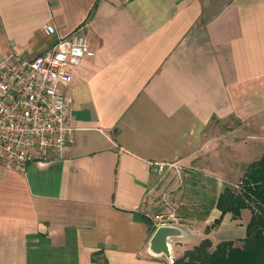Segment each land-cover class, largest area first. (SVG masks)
<instances>
[{
	"label": "crops",
	"instance_id": "obj_1",
	"mask_svg": "<svg viewBox=\"0 0 264 264\" xmlns=\"http://www.w3.org/2000/svg\"><path fill=\"white\" fill-rule=\"evenodd\" d=\"M84 22L95 55L58 88L74 142L61 159L0 167V264H27L39 234L63 247L68 230L77 264H168L148 252L162 225L146 212L153 171H200L219 194L264 155V0H0V63L29 61ZM220 214L177 225L172 260L206 238L241 245L250 209L206 234Z\"/></svg>",
	"mask_w": 264,
	"mask_h": 264
},
{
	"label": "built area",
	"instance_id": "obj_2",
	"mask_svg": "<svg viewBox=\"0 0 264 264\" xmlns=\"http://www.w3.org/2000/svg\"><path fill=\"white\" fill-rule=\"evenodd\" d=\"M127 4L131 0H120ZM87 23L29 61L12 56L0 63V167L24 168L48 152L63 158L75 139L71 98L58 92L71 80L72 70L95 52ZM55 32L53 26L44 28ZM161 224L160 215L154 217Z\"/></svg>",
	"mask_w": 264,
	"mask_h": 264
},
{
	"label": "trees",
	"instance_id": "obj_3",
	"mask_svg": "<svg viewBox=\"0 0 264 264\" xmlns=\"http://www.w3.org/2000/svg\"><path fill=\"white\" fill-rule=\"evenodd\" d=\"M237 185L225 186L219 194L203 198L198 218H205L213 208L220 211V217L205 228L207 234L226 213L236 219L242 209H250L252 215L241 245L222 241L212 250V243L206 238L173 264H264V155L249 166ZM140 217L150 224L145 216ZM151 225L154 231L156 226ZM26 246L27 264H77L75 235L71 230L66 232L63 247L51 246L47 236L41 234L29 237Z\"/></svg>",
	"mask_w": 264,
	"mask_h": 264
},
{
	"label": "rangeland",
	"instance_id": "obj_4",
	"mask_svg": "<svg viewBox=\"0 0 264 264\" xmlns=\"http://www.w3.org/2000/svg\"><path fill=\"white\" fill-rule=\"evenodd\" d=\"M150 186L146 212L160 215L166 223L184 227L201 221L198 213L203 198L217 195L219 188L213 177L175 166L154 170Z\"/></svg>",
	"mask_w": 264,
	"mask_h": 264
},
{
	"label": "water",
	"instance_id": "obj_5",
	"mask_svg": "<svg viewBox=\"0 0 264 264\" xmlns=\"http://www.w3.org/2000/svg\"><path fill=\"white\" fill-rule=\"evenodd\" d=\"M184 236V230L181 227L162 224L155 228L149 243L148 252L152 256H164L168 264H173L170 254L169 240L181 238Z\"/></svg>",
	"mask_w": 264,
	"mask_h": 264
}]
</instances>
